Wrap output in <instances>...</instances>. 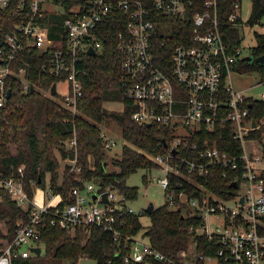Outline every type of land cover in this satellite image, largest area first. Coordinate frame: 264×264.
I'll use <instances>...</instances> for the list:
<instances>
[{
    "label": "built area",
    "instance_id": "2783aa9c",
    "mask_svg": "<svg viewBox=\"0 0 264 264\" xmlns=\"http://www.w3.org/2000/svg\"><path fill=\"white\" fill-rule=\"evenodd\" d=\"M150 1L149 6L145 0H76L66 7L58 0H0V26L11 17L16 19L0 47V106L12 94L6 88L9 77H15L21 93L33 90L31 61L21 54L36 49L38 57L45 59L40 66L42 74L57 79L54 95L50 92L52 85L41 92L61 109L75 114L82 90L79 66L84 56L91 55L89 49L94 50L93 54L102 49L99 35L105 25L121 27L114 35L115 46L124 75L123 98L134 107L131 117L141 124L163 127L169 136L168 141L162 138L165 144L161 139L160 153H145L156 165L151 170L163 172L155 180L169 208L200 220L189 231L203 235L216 246L212 254L195 251L192 260L187 250L180 251V264H204L205 260L211 264H264V178L260 176L264 170L263 150L247 154L242 146L243 153L238 157L243 160L241 179L235 178L233 189L226 193H215L192 177L207 176L212 167H238L237 157L210 144L204 133L224 129L241 145L250 140L245 135L264 126V118H249L245 104L249 99L262 100L264 92L261 98L247 96L233 86L231 75L242 74L233 64L247 55L240 47L229 51L221 32L225 21L219 19V0ZM231 5L227 19L234 23L241 18V0H232ZM46 14L62 15V29H56L54 36L49 25L42 22ZM177 21L187 24L189 31L176 38L172 29ZM15 62L21 65L14 71ZM58 81L65 83L64 89L57 87ZM260 83L264 84V78L256 84ZM101 136L110 150L115 142L103 132ZM65 145L73 151V157L63 161L68 164V174L79 173L82 167L77 159L76 136ZM17 170L19 178L0 171V191L8 192L17 206L27 210V216L17 222L11 239H0V264L36 256L34 247H40L42 253L40 236L46 221L70 235L76 229L88 231L92 226L112 232L117 254L120 246L127 250L124 263L171 261L148 240L116 230L117 215L122 216L123 210L135 214L124 194L87 181L83 187L71 189L70 203L61 205V195L49 185V192H43L38 202L24 189L22 166ZM171 177H180L197 193H191L181 182L171 186ZM104 192L108 202L101 199ZM190 244L195 250V243Z\"/></svg>",
    "mask_w": 264,
    "mask_h": 264
},
{
    "label": "trees",
    "instance_id": "16d2710c",
    "mask_svg": "<svg viewBox=\"0 0 264 264\" xmlns=\"http://www.w3.org/2000/svg\"><path fill=\"white\" fill-rule=\"evenodd\" d=\"M58 1L66 7H71L76 2ZM145 1L150 6L151 1ZM231 2L232 0H219V19L225 21L221 32L228 43L229 51L233 52L240 47L242 32L239 29L240 19L234 23L227 19L231 12ZM8 15L11 16L10 13ZM263 15L264 0H251L248 23H258ZM15 20L11 17L0 26V47L3 45L5 32L9 31ZM61 20V14H46L42 22L49 25L50 33L54 36L56 29H62ZM119 30L121 27L105 25L99 35L102 49L96 54L84 56L78 73L82 92L77 100L75 114L61 109L55 100L41 92L48 91L57 79L42 74L40 66L45 59L38 57L36 49H30V54H21L23 58L31 61L30 82L33 90L23 94L15 77L7 78L6 88H10L12 94L5 104L0 106V171L6 176L14 175L19 178L17 168L21 165V180L30 198L33 196L34 187L45 188V177L49 174V186L54 193L61 195V205L72 202L71 189L76 186L83 187L87 181H93L101 188L115 189L129 201H133L137 199L139 189L127 185V178L139 169L150 171L156 167L145 153H160L163 150V147L159 146L161 139L168 141L169 136L167 129L155 124L147 126L131 117L134 107L130 101L123 98L124 75L120 66V53L115 46L114 35ZM188 31L187 24L182 25L179 21L172 29L176 38ZM255 39L256 43L252 46L250 55L258 57L264 54V32H255ZM20 65L15 62L14 71ZM233 68L242 74L258 70L261 78H264V65L255 60L249 63L243 57L233 64ZM248 101L245 106H248L249 118H264V102L255 99ZM106 102H122L123 108L119 112L108 110L104 106ZM107 120L115 121L121 128L124 143L119 157L110 154L101 136L99 124ZM204 134L210 139V144L215 143L220 150L237 157L238 167L234 170H225L222 166L212 167L209 175L192 177L215 193H226L228 189H233L235 178L241 179L243 160L238 158L243 153L241 142L224 129L206 130ZM74 135L77 140V159L82 169L79 173L68 174L69 167L65 164L62 175H59V158L64 161L66 157H73V151L66 147L65 142ZM263 137L264 126L245 135L246 139L258 140L264 153ZM9 144L15 145L14 153L9 152ZM108 160H111L115 168H109ZM260 176L264 178V170ZM142 179L147 184L148 178L145 175ZM175 182H181L191 193H197L195 188L186 184L180 177H171V186H174ZM143 213L150 218L143 235L155 249L171 261L150 259L124 263L123 256L127 250L120 246V254H117L112 232L92 226L88 231L76 229L74 234L70 235L67 230L52 226L46 221L40 236L44 253L26 259H15L13 264H77L82 257L93 259L96 264H180L181 257L178 254L187 250L190 242L195 243L196 252L212 254L216 249L203 235L195 236L194 232L189 231L191 226L199 225L200 220L197 217L183 216L180 209H171L165 202L154 207L152 211L144 210ZM26 216L27 210L17 206L8 192L0 191V221L4 222L5 226L4 229L0 228V239H11L15 235L17 222L24 220ZM115 228L122 235L137 236L143 225L139 215L123 210L122 216L117 215Z\"/></svg>",
    "mask_w": 264,
    "mask_h": 264
},
{
    "label": "rangeland",
    "instance_id": "374dc122",
    "mask_svg": "<svg viewBox=\"0 0 264 264\" xmlns=\"http://www.w3.org/2000/svg\"><path fill=\"white\" fill-rule=\"evenodd\" d=\"M251 10V0H241V7H240V20L239 29L242 32V39L240 44V49L242 50L244 55H248L252 46L255 45V32L261 33L264 32V15L261 17L258 23L254 25H250L248 23V18L250 15ZM261 78V74L258 70H252L249 73L244 74H232L231 80L233 82V86L236 90H242L243 93L247 96H253L261 98V94L264 92V84H256ZM57 87L60 89L65 88L64 82H57ZM264 102V97L262 98ZM104 106L108 110L114 111H121L123 108L122 102H106ZM99 127L103 133H105L110 140L115 142V145L110 148V154L119 157L121 152L122 145L124 143L122 139V133L120 126L113 120H107L106 122H102L99 124ZM264 142V137L262 139ZM243 149L247 154H260L262 152L261 143L258 140H244L242 143ZM8 149L10 153L15 152V145L9 144ZM56 156L59 157L58 153L56 152ZM109 168H115L111 164V160H108ZM59 175H62V171L64 168L63 160L59 158ZM146 176L149 181L147 184L143 182L142 177ZM163 176V172L157 169H153L147 171L145 169H139L137 172L130 175L126 183L129 186H136L139 189L137 199L130 201L129 205L134 209L136 215L140 216V222L143 225L142 230L139 232L138 236L142 238V240L146 241V237L143 235V231L145 230L146 226L150 223V218L147 214H144L143 211L146 210L149 202H152L154 207H158L165 202L164 199V192L162 188L158 185L155 178ZM152 178V179H151ZM49 174H46L45 177V187L46 189H42L41 187H34V199L36 201H40L43 198V192H49L47 186L49 185ZM4 222L0 221V228L4 229ZM193 245H188V249L186 255L192 260L193 254L195 250L193 249ZM44 253V249L42 254ZM77 264H96L93 259H89L86 257H82L78 260ZM204 264H211L208 260H205Z\"/></svg>",
    "mask_w": 264,
    "mask_h": 264
},
{
    "label": "water",
    "instance_id": "95a60500",
    "mask_svg": "<svg viewBox=\"0 0 264 264\" xmlns=\"http://www.w3.org/2000/svg\"><path fill=\"white\" fill-rule=\"evenodd\" d=\"M88 53H89V54H93V53H94V50L89 49V50H88ZM245 60H247V62H249V63H251L252 61L255 60V61H257L259 64L264 65V54L261 55V56H258V57H254L253 55H247V56H245ZM50 92H51V94H53V95L56 93V90H55V84H52L51 89H50ZM7 96H8V97L10 96V89L7 91ZM146 125L148 126L149 124H146ZM162 142L165 144V143H166L165 139H162ZM234 186H235V185H234ZM93 198H94V199L96 198V194H93ZM101 199H102L104 202H108L106 192H104V193L101 195ZM153 209H154V205H153V203H152V202H149V204H148L146 210H147V211H152ZM32 250L35 252L36 255H40V254H41V248H40V247H34Z\"/></svg>",
    "mask_w": 264,
    "mask_h": 264
},
{
    "label": "bare ground",
    "instance_id": "6f19581e",
    "mask_svg": "<svg viewBox=\"0 0 264 264\" xmlns=\"http://www.w3.org/2000/svg\"><path fill=\"white\" fill-rule=\"evenodd\" d=\"M81 92H82V90H81Z\"/></svg>",
    "mask_w": 264,
    "mask_h": 264
}]
</instances>
